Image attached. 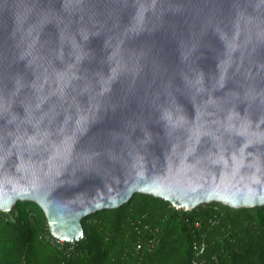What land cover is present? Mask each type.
Listing matches in <instances>:
<instances>
[{
    "label": "water",
    "instance_id": "obj_1",
    "mask_svg": "<svg viewBox=\"0 0 264 264\" xmlns=\"http://www.w3.org/2000/svg\"><path fill=\"white\" fill-rule=\"evenodd\" d=\"M136 193L264 205V0H0V211Z\"/></svg>",
    "mask_w": 264,
    "mask_h": 264
},
{
    "label": "trees",
    "instance_id": "obj_2",
    "mask_svg": "<svg viewBox=\"0 0 264 264\" xmlns=\"http://www.w3.org/2000/svg\"><path fill=\"white\" fill-rule=\"evenodd\" d=\"M80 223V240L57 243L39 206L17 202L0 211V264H264V205L184 210L136 193Z\"/></svg>",
    "mask_w": 264,
    "mask_h": 264
},
{
    "label": "built area",
    "instance_id": "obj_3",
    "mask_svg": "<svg viewBox=\"0 0 264 264\" xmlns=\"http://www.w3.org/2000/svg\"><path fill=\"white\" fill-rule=\"evenodd\" d=\"M56 239V238H55ZM56 241H57V243L59 242V243H61V242H63V241H61V240H59V239H56ZM137 248H139V246H137ZM202 252V248H200L199 249V253H201Z\"/></svg>",
    "mask_w": 264,
    "mask_h": 264
},
{
    "label": "rangeland",
    "instance_id": "obj_4",
    "mask_svg": "<svg viewBox=\"0 0 264 264\" xmlns=\"http://www.w3.org/2000/svg\"><path fill=\"white\" fill-rule=\"evenodd\" d=\"M7 212H9V211H7Z\"/></svg>",
    "mask_w": 264,
    "mask_h": 264
}]
</instances>
